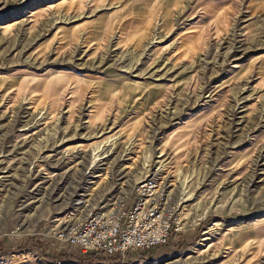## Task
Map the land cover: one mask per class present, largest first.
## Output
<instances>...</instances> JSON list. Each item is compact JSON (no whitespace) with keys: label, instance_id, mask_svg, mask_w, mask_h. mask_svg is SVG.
<instances>
[{"label":"rangeland","instance_id":"rangeland-1","mask_svg":"<svg viewBox=\"0 0 264 264\" xmlns=\"http://www.w3.org/2000/svg\"><path fill=\"white\" fill-rule=\"evenodd\" d=\"M147 173L166 244L55 235ZM0 264H264V0H0Z\"/></svg>","mask_w":264,"mask_h":264},{"label":"built area","instance_id":"built-area-1","mask_svg":"<svg viewBox=\"0 0 264 264\" xmlns=\"http://www.w3.org/2000/svg\"><path fill=\"white\" fill-rule=\"evenodd\" d=\"M180 229V213L169 191L147 173L133 183L127 199L106 208H87L55 235L82 253L119 258L127 250L164 245Z\"/></svg>","mask_w":264,"mask_h":264},{"label":"bare ground","instance_id":"bare-ground-1","mask_svg":"<svg viewBox=\"0 0 264 264\" xmlns=\"http://www.w3.org/2000/svg\"><path fill=\"white\" fill-rule=\"evenodd\" d=\"M99 148V147H98ZM104 157V156H103ZM103 157H100V154H98V151L93 153V160L96 161L98 159H101ZM106 157V156H105Z\"/></svg>","mask_w":264,"mask_h":264}]
</instances>
